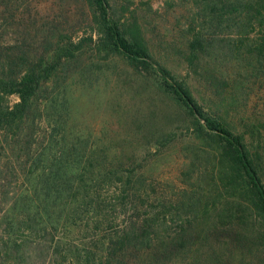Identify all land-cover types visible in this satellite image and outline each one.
Returning a JSON list of instances; mask_svg holds the SVG:
<instances>
[{
	"label": "trees",
	"instance_id": "16d2710c",
	"mask_svg": "<svg viewBox=\"0 0 264 264\" xmlns=\"http://www.w3.org/2000/svg\"><path fill=\"white\" fill-rule=\"evenodd\" d=\"M48 1L33 11L32 0H0V264H264V119L232 111L264 83V0H188L186 24L172 26L170 45L212 89L209 104L156 59L150 5L139 17L116 0H83L92 30L75 36L43 20ZM116 60L158 76L212 155L215 184L190 207L196 224L213 213L211 223L154 238L139 170L75 127L73 91ZM117 207L139 214L114 230Z\"/></svg>",
	"mask_w": 264,
	"mask_h": 264
},
{
	"label": "rangeland",
	"instance_id": "374dc122",
	"mask_svg": "<svg viewBox=\"0 0 264 264\" xmlns=\"http://www.w3.org/2000/svg\"><path fill=\"white\" fill-rule=\"evenodd\" d=\"M40 1L32 0L33 11L40 7ZM116 1L119 5L129 6L130 11L137 12L139 17L147 15V5L159 12L150 26L151 46L156 59L167 66L177 79L188 82L196 96L209 104L212 89L205 87L202 75L191 70L178 49L170 45L174 37L172 26L177 33L179 29L175 27L182 28L186 24L188 0H182V3L177 1L174 6L170 5L171 0ZM45 8L47 11L42 12L45 22L64 24L75 36L92 30L90 21L83 12V0H49ZM175 9L178 10L177 13H173ZM2 18L0 15L1 23ZM84 62L88 60L85 59ZM80 64L74 65L75 71L80 72L86 65ZM109 68L98 79L90 74L85 81L86 87L73 91L75 127L93 130L94 143L98 148L122 150L121 156L126 159L127 168L139 170V175L148 184L147 186L143 182L147 186L143 200L150 198L142 214L147 212L156 214L157 217L154 238L162 236L165 229L179 233L181 226H189L187 220L193 225L204 226L211 223L213 213L202 216L196 224L193 220L195 209L190 208L194 207L192 198L197 194V188L207 194L213 188L215 162L212 155L204 154L201 142L189 130V117L173 99L160 91L158 76H140L118 60L112 62ZM68 81L70 82L69 79ZM11 102L16 103L17 98L12 97ZM232 111L252 114L263 120L264 83L256 86L255 97L249 106L238 103ZM167 135H172V143L166 144L161 140ZM261 152L260 163L264 169V150ZM111 154L109 153L110 156ZM132 208L114 209L110 216V226L116 230L129 220V216H137L139 213L134 212L133 215ZM186 256H189L190 262L192 252Z\"/></svg>",
	"mask_w": 264,
	"mask_h": 264
}]
</instances>
